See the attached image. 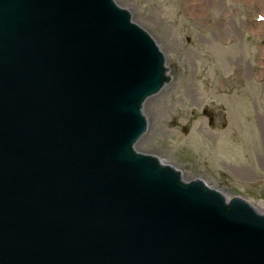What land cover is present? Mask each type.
Here are the masks:
<instances>
[{"label":"water","instance_id":"1","mask_svg":"<svg viewBox=\"0 0 264 264\" xmlns=\"http://www.w3.org/2000/svg\"><path fill=\"white\" fill-rule=\"evenodd\" d=\"M169 71L113 0H0V264H264V214L135 148Z\"/></svg>","mask_w":264,"mask_h":264},{"label":"rangeland","instance_id":"2","mask_svg":"<svg viewBox=\"0 0 264 264\" xmlns=\"http://www.w3.org/2000/svg\"><path fill=\"white\" fill-rule=\"evenodd\" d=\"M113 1L170 70L136 150L264 214V0Z\"/></svg>","mask_w":264,"mask_h":264},{"label":"bare ground","instance_id":"3","mask_svg":"<svg viewBox=\"0 0 264 264\" xmlns=\"http://www.w3.org/2000/svg\"><path fill=\"white\" fill-rule=\"evenodd\" d=\"M255 5L257 4H261V1H256V2H253ZM258 24L260 27H264V20H261V21H258ZM262 31H264V29H262ZM261 31V32H262ZM136 146V145H135ZM136 148V147H135Z\"/></svg>","mask_w":264,"mask_h":264}]
</instances>
